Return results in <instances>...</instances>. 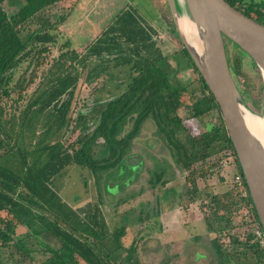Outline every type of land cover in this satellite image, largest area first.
I'll use <instances>...</instances> for the list:
<instances>
[{
    "label": "trees",
    "instance_id": "obj_1",
    "mask_svg": "<svg viewBox=\"0 0 264 264\" xmlns=\"http://www.w3.org/2000/svg\"><path fill=\"white\" fill-rule=\"evenodd\" d=\"M6 1L0 0V245L6 247L13 242L17 248H24L23 238L17 237L20 236L18 227L25 226L38 236L47 231L60 240L59 247L47 248L50 254L40 264H147L135 257V244L129 249L123 245V226L113 231L108 228L99 207L88 209L82 215L67 203L54 186L56 176L76 164L95 174L122 167L128 159L132 140L151 118L173 149L176 164L187 171V181L191 184L188 194L192 193L194 200L198 192L194 164L210 158L216 168L215 160L221 150L231 148L236 154L214 94L189 51L183 47L176 53L180 56H176L179 59L174 67L177 71L184 65L191 67L199 79V93H193L188 104L190 117L202 119L214 109L221 115V123L191 133L180 116L186 105L183 96L189 95L188 86H175L164 64L168 56L154 38L156 30L144 26L137 14L126 8L88 46L85 54L76 49L62 52L25 105L8 110L6 98H10L13 91L19 92L14 103L23 98L27 83L37 76L36 70L46 59L49 44L56 41V34L50 30L68 18L62 15L58 21L51 22L43 15L44 11L56 4L71 6L74 10L79 0H20L19 9L12 14L4 7ZM230 3L236 7L234 2ZM35 18L40 21L39 27H26ZM27 57H30L31 78L28 80L22 75L16 86L11 87L14 69ZM110 60H114L115 65H130L131 79L126 89L107 100L100 109L81 110L73 124L71 109L81 79L79 67H86L92 61L85 80L93 83L108 69ZM241 63V56L236 54L234 71L243 77L239 69ZM95 111L99 113L97 117ZM130 117H134L132 127L124 133ZM67 133L71 139L77 136L68 143L64 140ZM236 159L246 183L238 157ZM155 168L149 180L152 186L166 183V168L160 163ZM234 191L238 196L234 201H229L227 192L212 196L209 203L214 214L208 219V229L214 234L218 252L222 249L217 240L232 224L233 210L236 212L250 204L259 219L252 197L245 200L237 189ZM242 235L233 237L232 246L236 250L240 246L250 250L251 264H264V251L251 242L246 224ZM110 236L114 247L106 244ZM125 248L128 250L123 254Z\"/></svg>",
    "mask_w": 264,
    "mask_h": 264
},
{
    "label": "rangeland",
    "instance_id": "obj_2",
    "mask_svg": "<svg viewBox=\"0 0 264 264\" xmlns=\"http://www.w3.org/2000/svg\"><path fill=\"white\" fill-rule=\"evenodd\" d=\"M20 3V0H7L4 7L9 14H12L19 9ZM70 8L71 6L66 8V6L56 4L44 11L43 15L49 17L51 22L58 21L62 15L68 18L64 23L50 30L51 33L56 34V41L49 44L50 50L45 55L46 59L43 65L36 70L37 76L27 83L29 85L23 91V98L19 102H13L14 98L19 95L18 91H13L11 97L6 98L8 110H16L25 105L36 87L45 80L48 69L62 52L78 46L80 41L85 44L94 43L95 37L98 38L102 34L121 10L130 8L146 27H149L151 15L156 16L154 38L163 53L168 56L164 64L169 68L175 86L185 85L189 89V95L183 96L186 105L180 111V116L189 131L195 133L204 127L211 129L212 126L221 123L222 113L220 115L216 109L202 119L190 117L188 104L194 97L193 93H199V79L198 74L191 67L184 65V68L178 71L174 67L176 60L179 59L176 56H180L176 53H180L185 45L167 0H79L74 10ZM70 21L72 25L68 24ZM39 22V19L35 18L26 27L35 29L39 27ZM79 22L83 25V29L80 36H77L78 30L74 32L71 28ZM72 31L76 36L72 34ZM226 44L233 76L247 106L253 113L263 116L264 78L261 71L254 60L244 51L243 53L238 46L233 45L230 39ZM85 52L86 50L80 53L85 54ZM236 54H239L242 59L239 69L243 77L234 71ZM95 59L93 57L92 61ZM29 62L30 57H27L14 69L11 87L16 86L17 79L22 75H25L28 80L31 78L32 69H28ZM90 63H87L89 65L86 67H79L81 79L76 87L71 109L73 124L81 110L85 112L95 108L100 109L107 100L125 90L131 79L129 64L115 65V61L110 60L107 63L108 69L102 73L101 77L89 83L85 77ZM11 104H13L12 107ZM98 115L99 113L95 111L94 116ZM133 120L134 117L127 120L124 133L131 129ZM76 136L77 134L72 136V139ZM72 139L71 136L69 138V133L64 138L68 143ZM137 155L141 157V160H138V157L132 159V156ZM128 157L129 161L126 160L122 167L97 174L89 168L77 164L70 165L63 174L56 176L54 186L62 198L73 208L79 210L82 215L88 209L99 207L100 215L106 220L111 231L123 226L125 228L123 245L128 248L135 244V257L141 262L177 264L179 263L176 261L177 249L180 247L181 249L186 248L192 254L197 251L204 255L212 251L213 243L209 238H213L214 234L208 229V219L214 213L209 203L212 196H221L227 192L230 193L229 201L237 199L232 176L238 170V166L220 171L215 168L214 161L210 158L204 163L194 164L198 192L194 194L195 198L192 200V193L188 194L191 184L187 181V171L181 170L176 164L173 149L159 133L151 118L145 121L140 133L132 140L126 158ZM157 163L166 168L164 178L166 183L159 182L152 186L149 180ZM171 207H175L182 213L181 221L175 223L177 224L175 227L172 226V231L179 228L178 224L182 226L177 233L185 239L178 246L176 243L172 245L167 243V238L174 237V235H170L165 225L166 218L163 212H167ZM243 210L244 206L236 212L233 210L232 224L219 235L217 244L221 246L223 252L234 250L231 240L235 235V237H242L245 232L246 222L243 219ZM18 230L20 236L17 238H23L25 247L19 249L13 242L6 247L0 245V264H40L50 254L48 247L57 248L61 245L60 240L51 232L44 231L38 236L25 226L18 227ZM106 244L111 247L115 246L111 236L106 240ZM190 245H194L195 248H191ZM214 247L217 248L216 241ZM128 249L125 248L122 253L125 254Z\"/></svg>",
    "mask_w": 264,
    "mask_h": 264
},
{
    "label": "water",
    "instance_id": "obj_3",
    "mask_svg": "<svg viewBox=\"0 0 264 264\" xmlns=\"http://www.w3.org/2000/svg\"><path fill=\"white\" fill-rule=\"evenodd\" d=\"M167 1L185 47L218 102L264 230V147L245 120L242 107L247 106L246 100L233 76L224 40L227 37L249 55L264 78V25L227 0ZM182 10L199 27L201 52L192 47L179 28ZM132 157L141 160L139 155Z\"/></svg>",
    "mask_w": 264,
    "mask_h": 264
},
{
    "label": "crops",
    "instance_id": "obj_4",
    "mask_svg": "<svg viewBox=\"0 0 264 264\" xmlns=\"http://www.w3.org/2000/svg\"><path fill=\"white\" fill-rule=\"evenodd\" d=\"M116 16L113 18V20L116 18ZM113 20H112V22H113ZM156 21H157L156 16L151 15L149 28H154ZM68 24L72 25V21L68 22ZM80 25H81V22H79L75 26L73 25V28H71L74 32L76 30H78L77 36H80L82 29H83V25H81V26ZM73 31H72V34H74ZM101 35L102 34H100V36ZM74 36H76V34H74ZM98 38H97V36L95 37L96 40ZM78 44H79L78 46L73 47L72 49H76L77 51L81 52V51L87 50L88 46L90 45V44H85L81 41L78 42ZM163 213H164L165 218H166L165 219V225H167V229H169L170 235L171 234L174 235V237L167 238L168 239L167 243H171V245L176 243L178 246V244L182 243L185 239L184 237L181 238L179 236V234L177 233V230L182 229L181 228L182 226H181V224H178L179 228L175 229V231H172V226L175 227L177 225L175 223L181 221L180 219H181L182 213L180 211L176 210L175 207H171V208H169V210L167 212H163ZM209 239L213 243V246H211V248L213 247L214 249H212V251H209V252H207V254H204V255L201 253H198L197 251L192 254L186 248L181 249V247L180 248L177 247L178 248L177 249L178 250V254H177L178 258L176 259V261L179 262L177 264H251L250 259H251L252 252L250 250L245 249L242 246L237 247V250H236L235 249L236 247L233 246L234 250H232V251H228V252H223V251L221 252L220 251V252H218L215 249L216 247H214V245H215L214 238H209ZM198 245H201V244L198 243ZM190 247L195 248L194 245H190Z\"/></svg>",
    "mask_w": 264,
    "mask_h": 264
},
{
    "label": "built area",
    "instance_id": "obj_5",
    "mask_svg": "<svg viewBox=\"0 0 264 264\" xmlns=\"http://www.w3.org/2000/svg\"><path fill=\"white\" fill-rule=\"evenodd\" d=\"M237 156L231 148H225L219 153L215 160L216 168L220 171L229 170L230 167H237ZM238 168V167H237ZM232 183L239 196L242 199H248L250 195L247 183H244L243 176L237 170L232 176ZM243 219L247 225V234L250 235L251 242L258 245L261 251H264V230L260 220L256 218L254 210L250 204H246L243 210Z\"/></svg>",
    "mask_w": 264,
    "mask_h": 264
},
{
    "label": "bare ground",
    "instance_id": "obj_6",
    "mask_svg": "<svg viewBox=\"0 0 264 264\" xmlns=\"http://www.w3.org/2000/svg\"><path fill=\"white\" fill-rule=\"evenodd\" d=\"M182 15L178 16L179 28L191 43L192 47L201 52L202 42L200 39V32L198 25L193 22L188 16L183 15L184 10H182ZM242 111L250 130L255 134L257 138L262 142L264 147V115H257L251 111L247 106L242 107Z\"/></svg>",
    "mask_w": 264,
    "mask_h": 264
},
{
    "label": "flooded vegetation",
    "instance_id": "obj_7",
    "mask_svg": "<svg viewBox=\"0 0 264 264\" xmlns=\"http://www.w3.org/2000/svg\"><path fill=\"white\" fill-rule=\"evenodd\" d=\"M236 4V8L244 11L248 16L252 17L256 21L264 25V0H227ZM231 4V3H230ZM225 44L228 40L227 37L224 38ZM227 45V44H226ZM233 45H236L233 43Z\"/></svg>",
    "mask_w": 264,
    "mask_h": 264
}]
</instances>
